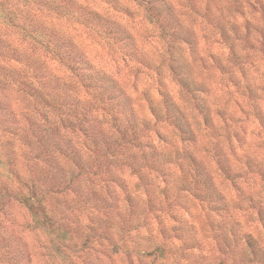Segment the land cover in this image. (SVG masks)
I'll return each mask as SVG.
<instances>
[{
  "label": "clouds",
  "instance_id": "obj_1",
  "mask_svg": "<svg viewBox=\"0 0 264 264\" xmlns=\"http://www.w3.org/2000/svg\"><path fill=\"white\" fill-rule=\"evenodd\" d=\"M0 264H264V0H0Z\"/></svg>",
  "mask_w": 264,
  "mask_h": 264
}]
</instances>
